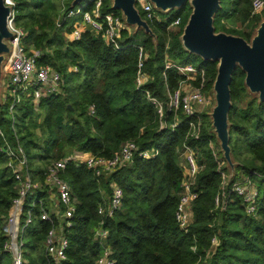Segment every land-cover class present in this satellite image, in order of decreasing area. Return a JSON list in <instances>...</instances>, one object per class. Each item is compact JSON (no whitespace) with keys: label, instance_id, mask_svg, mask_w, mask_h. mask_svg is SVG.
Listing matches in <instances>:
<instances>
[{"label":"trees","instance_id":"16d2710c","mask_svg":"<svg viewBox=\"0 0 264 264\" xmlns=\"http://www.w3.org/2000/svg\"><path fill=\"white\" fill-rule=\"evenodd\" d=\"M72 1L13 0L14 23L26 34L24 49L39 51L37 64L49 66L62 78L60 94L43 96L38 107L31 98H21L13 105L4 93L0 102V129L12 146L19 142L31 181L40 184L26 196L20 219L24 226L31 212V224L22 231L24 264H57L45 250L52 223L59 232L63 229L55 212L59 206L53 204L44 185L47 167L83 153L112 158L127 141H134L140 151L156 149L158 155L151 160L135 155L130 165L107 176L96 177L74 160L61 172L74 197L75 210L69 220L71 226L62 230L68 247L66 259L58 264H95L101 256L103 244L96 239L95 230L103 218L97 209L109 198L112 183L122 189V204L112 218L103 219L102 228L108 232L105 245L114 264H264V101L249 93L244 72L237 67L230 83L229 147L236 165L228 187L249 179L258 191L254 216L247 215L242 199L229 192L222 196L224 208L215 205L225 182L222 174L228 177L229 169L209 113L201 114V131L195 139L188 134V122L193 119L168 105L169 95L185 77L175 67L165 69L166 63L192 65L191 57H197L186 52L180 41L191 13L189 4L169 12L165 22L146 20L155 40L142 29L125 24L127 28L116 44H106L101 34L90 29L83 31L78 41L69 40L76 18L66 15L77 8L71 7ZM251 3L220 0L213 17L215 33L249 42L264 20V12L251 14ZM79 6H85L83 11L93 9L89 1ZM111 6V0H102L100 14L122 18L121 12ZM138 11L145 20L143 12ZM156 14L163 15L157 10ZM177 17L181 18L180 29L173 31L169 25ZM236 22L249 25L236 29ZM225 23L232 26L227 28ZM134 46H141L147 55L142 72L149 79L141 88L136 87L138 49ZM197 58V65L192 66L203 71L204 89L210 92L218 62ZM200 80L198 76L193 85L198 86ZM147 92L162 106V116L148 101ZM90 106L94 107L93 115L88 112ZM175 120L178 123L172 130ZM2 146L0 139V264H11L3 245L5 221L13 211L17 184ZM184 146L192 150L199 167L187 234L179 230L174 218L183 179L180 155ZM41 211L49 214L52 223L40 219Z\"/></svg>","mask_w":264,"mask_h":264},{"label":"built area","instance_id":"2783aa9c","mask_svg":"<svg viewBox=\"0 0 264 264\" xmlns=\"http://www.w3.org/2000/svg\"><path fill=\"white\" fill-rule=\"evenodd\" d=\"M89 2L93 4L91 12L83 11L85 6H78L67 13V18H76L72 23L69 40L78 41L82 32L90 29L95 34H101L106 44H116V40L120 38L121 31L127 28L122 18L115 14L101 15L102 0H89ZM136 3H139V9L145 15V21H157L161 23L169 18H162L157 15L156 10L148 0H136ZM3 4L12 9L7 21L8 30L12 34L11 39L7 41L10 52L2 65L4 75L2 81L3 93L12 100L13 105L18 103L21 98H31L34 106L38 107L39 101L43 96L60 94L62 78L59 73L53 71L49 66H39L37 64L40 57L39 51H25L23 40L26 34L22 28L17 27L14 23L15 4L13 0H3ZM263 12L264 0H252L251 14L260 15ZM180 25L181 18L177 17L170 23L169 28L177 29ZM134 47L138 49L136 87L141 88L149 79V76L142 72L147 55L141 46ZM171 67H175L185 79L181 80L178 88L169 95L168 105L175 111L181 110L184 115L193 119L188 122V134L198 139L202 123L201 114H208L214 103L212 89L210 92L205 91V80L202 70L192 65L173 66L170 63H166L165 69ZM198 76L201 77V80L198 86H194L193 82L197 80ZM146 97L156 107L159 116H162V106L160 103L151 97L148 92L146 93ZM88 112L90 115H93L94 107L90 106ZM177 123L178 121L175 120L171 124L172 130L176 128ZM163 127L161 126L160 128L162 129ZM0 139L3 141L1 150L7 157L6 165L11 170L17 184V198L12 202L13 211L5 221L7 232L3 249L10 254L11 264H24L22 231L24 227L31 224V212L27 213L24 226L21 225L20 219L23 214L26 196L39 188L40 184L31 181L27 158L19 142L16 140V145L12 146L1 129ZM135 155L144 160H151L158 155V151L156 149L140 151L134 141H127L121 145L119 151L112 158H102L89 153H83L62 158L47 167L44 174V185L49 188V198L53 204L59 206V209H56L55 212H58L59 222H63V229L71 226L69 220L72 218L75 210V200L71 189L67 182L61 178V172L64 171L66 165L74 160L77 164L85 165L87 169L93 172L94 176L101 177L130 165ZM181 157H183L185 165L182 166L183 179L180 185V195L174 212V218L179 230L187 234L191 224V205L196 198V193L193 192V185L195 177L199 172V167L196 164L194 153L189 147L184 146ZM222 176L225 182L221 188V195H217L215 198V205L224 208L225 201L222 196H224L225 192H229V194H235L242 199L247 215L254 216L258 200V191L255 186L248 178H243L228 187V177L226 178L224 174ZM110 191L111 194L107 201L99 205L97 209V214L103 219L112 218L122 204V189L115 183H112ZM40 219L52 223L49 214L45 211L40 212ZM103 219L95 230L96 239L103 244L102 254L95 264H114V260L110 256V250L105 245L108 232L102 228ZM63 229L61 228L59 232L57 226L52 223L45 242L46 254L57 264L66 259L65 251L68 247V241L62 233ZM211 243L214 245V238ZM191 250L195 252L196 248L192 247Z\"/></svg>","mask_w":264,"mask_h":264},{"label":"water","instance_id":"95a60500","mask_svg":"<svg viewBox=\"0 0 264 264\" xmlns=\"http://www.w3.org/2000/svg\"><path fill=\"white\" fill-rule=\"evenodd\" d=\"M82 1L73 0L71 7L79 6ZM148 1L155 10L164 14L180 9L188 3L191 13L180 36L183 49L203 61L218 62L212 85L214 103L210 108L209 117L215 138L229 169L228 179L231 180L236 164L232 161L229 147L230 83L233 72L239 67L245 74L244 85L249 93L257 95L260 102L264 101V20L259 23L250 41L247 42L239 36L215 33L213 17L220 8V0ZM111 3L112 9L121 12L126 25L134 27L135 30L142 29L155 40L149 25L141 18L135 6L136 0H111ZM11 10L3 4V0H0V102L4 76L2 65L10 52L7 41L12 37L7 27Z\"/></svg>","mask_w":264,"mask_h":264},{"label":"rangeland","instance_id":"374dc122","mask_svg":"<svg viewBox=\"0 0 264 264\" xmlns=\"http://www.w3.org/2000/svg\"><path fill=\"white\" fill-rule=\"evenodd\" d=\"M89 0H83L80 4H86L87 2H88ZM79 4V5H80ZM139 4V3H138ZM78 7V6H77ZM136 8L139 10V5H136ZM176 10H172V13L173 12H175ZM163 15H161V17L162 18H166V17H169V14H164V13H162ZM264 19V18H263ZM249 25V23L248 24H245V25H240V24H238V22H236L235 24H234V27L236 28V29H240V28H243V29H245L247 26ZM225 26L228 28V27H230V26H232L231 25V23H225ZM134 28V27H133ZM133 28H132V30H133ZM180 28H177V29H172L173 31H175V30H179ZM26 52H27V50H25ZM191 60H192V65H194V66H196L197 65V63H198V58L197 57H194V56H192L191 57ZM3 78H4V76H3ZM3 78H2V81H3ZM2 93H3V90L1 91V96H2ZM10 109H12V107L10 108ZM210 112V111H209ZM214 150H215V152L216 153H218V148L214 145ZM180 161L182 162V166H184L185 164H184V159H183V157H181V155H180ZM226 178H227V176H226Z\"/></svg>","mask_w":264,"mask_h":264}]
</instances>
